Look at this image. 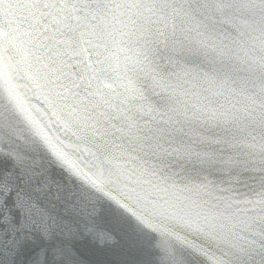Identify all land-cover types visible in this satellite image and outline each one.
Wrapping results in <instances>:
<instances>
[{
    "label": "snow or ice",
    "instance_id": "1",
    "mask_svg": "<svg viewBox=\"0 0 264 264\" xmlns=\"http://www.w3.org/2000/svg\"><path fill=\"white\" fill-rule=\"evenodd\" d=\"M0 264H264V0H0Z\"/></svg>",
    "mask_w": 264,
    "mask_h": 264
},
{
    "label": "water",
    "instance_id": "2",
    "mask_svg": "<svg viewBox=\"0 0 264 264\" xmlns=\"http://www.w3.org/2000/svg\"><path fill=\"white\" fill-rule=\"evenodd\" d=\"M37 148V150H39L38 146H35Z\"/></svg>",
    "mask_w": 264,
    "mask_h": 264
}]
</instances>
